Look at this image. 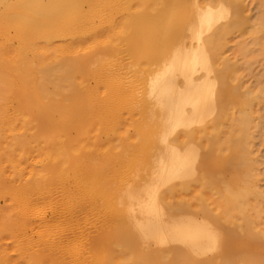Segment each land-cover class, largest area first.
Listing matches in <instances>:
<instances>
[{"label":"bare ground","instance_id":"6f19581e","mask_svg":"<svg viewBox=\"0 0 264 264\" xmlns=\"http://www.w3.org/2000/svg\"><path fill=\"white\" fill-rule=\"evenodd\" d=\"M245 1L0 0V264H264Z\"/></svg>","mask_w":264,"mask_h":264},{"label":"rangeland","instance_id":"374dc122","mask_svg":"<svg viewBox=\"0 0 264 264\" xmlns=\"http://www.w3.org/2000/svg\"><path fill=\"white\" fill-rule=\"evenodd\" d=\"M257 2H258V0H256V1L255 0H246L245 1L246 6H247V12H248L247 14L252 16L251 17L252 20H254V18H256L259 15L258 12H260V7L258 6V3L259 2L258 3ZM238 37L239 36H237V35L234 37V39L232 40L233 42H231L233 45L230 44L233 48L231 46H229L230 50H227L228 52L225 54V56H227V57L230 56V59H232V61H236L237 63H239L240 61H242V59H241L240 56H237L236 53L235 54L233 53V52H235L234 47H236L234 45H237L238 42L242 41V38H240V37L238 38ZM236 56L238 57V60H237V57ZM240 63H242V62H240ZM262 72L264 74V60L261 61V62H258V63L253 64L251 66V68H250L249 71H244L243 72V78H244V79L242 78L243 84L244 85H248L249 84V86H255L254 83H256V80H257V84L259 83V81H258L259 79H260V81H263V80H261V79L264 78L262 76ZM200 73L202 74V76H205L206 75V74L203 75L205 73V71H200ZM247 74H248V76H247ZM213 75H214L213 73H210L209 74V82H213L212 79H214L213 77L215 76V75L214 76ZM256 76H258V78H256ZM245 83H247V84H245ZM217 87H218V85H216V87L214 89L216 90ZM216 110H214V111H216ZM263 110L264 109H263L262 106H258L257 109H256V111H257L256 112V114H257L256 116L263 114V112H264ZM211 113H209V115L206 118L209 117V119H210L212 117L214 119H217L219 117V116H217V114L219 115V109L216 111V114H215V112H213V114H211ZM209 119H207V122H206V119H205L204 123L205 124L208 123V122L209 123L206 126H203V127H207L210 123L212 124V122H214V119H212L213 121H210L211 119L210 120ZM204 123H202L200 125H198V124L197 125H193L192 126V129H195V128L200 129L199 127H201L202 125H204ZM203 127H201V128H203ZM257 135L258 136H256V137H258V138H255V145L253 147L254 156H255V158L257 159V162H258L257 165H256V168L257 169H256V172L255 173L257 174V177H258L257 178L258 179L257 180V188H258V190L264 192V140H263V134H261V132H259ZM261 137H262V139H261ZM98 164L100 166L101 163H98ZM112 183L113 182L110 181L108 185H111ZM0 205H2V202H0ZM39 207H40V205H39ZM49 217L50 216H49V213H48V215L46 216V218H49ZM90 252H91L90 254L95 255V254H98L99 253V250H97V249L93 250L92 249V250H90Z\"/></svg>","mask_w":264,"mask_h":264}]
</instances>
